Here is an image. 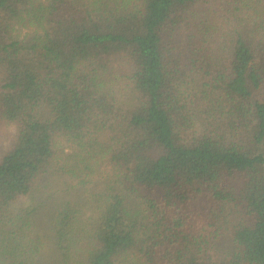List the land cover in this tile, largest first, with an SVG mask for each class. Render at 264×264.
<instances>
[{
    "label": "trees",
    "instance_id": "trees-1",
    "mask_svg": "<svg viewBox=\"0 0 264 264\" xmlns=\"http://www.w3.org/2000/svg\"><path fill=\"white\" fill-rule=\"evenodd\" d=\"M0 264H264V0H0Z\"/></svg>",
    "mask_w": 264,
    "mask_h": 264
},
{
    "label": "rangeland",
    "instance_id": "rangeland-1",
    "mask_svg": "<svg viewBox=\"0 0 264 264\" xmlns=\"http://www.w3.org/2000/svg\"><path fill=\"white\" fill-rule=\"evenodd\" d=\"M228 246H230V243H227L225 240L221 242V247H222L223 249H227ZM223 249H222V250H223Z\"/></svg>",
    "mask_w": 264,
    "mask_h": 264
}]
</instances>
